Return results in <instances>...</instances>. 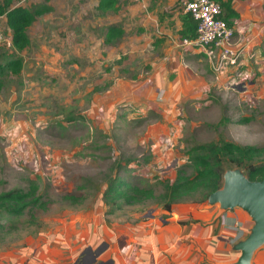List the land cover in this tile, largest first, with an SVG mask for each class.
<instances>
[{
  "label": "rangeland",
  "instance_id": "374dc122",
  "mask_svg": "<svg viewBox=\"0 0 264 264\" xmlns=\"http://www.w3.org/2000/svg\"><path fill=\"white\" fill-rule=\"evenodd\" d=\"M98 2L13 0L14 7L47 4L53 11L29 28L28 49L0 51L6 54L0 58V196H29L34 190L41 198L40 206H29L21 214L15 213V204L0 203V252L6 255L31 249L42 237L64 235L70 241L84 236L99 219L125 227L158 218L168 212L166 187L177 182L181 171L192 177L206 166L200 161L202 145L216 143L221 150L225 142L264 149V87L252 86L247 78H219L207 100L196 101L197 106L184 102L171 123L157 110L131 106L113 111V129H96L92 103L112 84L103 78L128 59L123 50L128 40L106 45L107 28L123 23L114 13L99 12ZM119 3L123 9L133 4ZM0 28H7L5 16ZM19 56L23 69L15 75L5 66ZM103 120L107 123L108 118ZM222 151L226 170L240 168L230 161L234 155ZM255 161L264 162V155ZM112 181L151 190L153 196L131 205L120 201L119 210L112 208L110 215L106 208L95 211ZM208 192L200 190L171 207L195 202L206 207ZM102 248L84 251L82 264L96 259L105 264Z\"/></svg>",
  "mask_w": 264,
  "mask_h": 264
},
{
  "label": "crops",
  "instance_id": "0c3cea01",
  "mask_svg": "<svg viewBox=\"0 0 264 264\" xmlns=\"http://www.w3.org/2000/svg\"><path fill=\"white\" fill-rule=\"evenodd\" d=\"M127 1L133 4L123 9L119 3L120 11L114 14L123 23L125 34L119 40H128L123 48L128 59L103 78L112 84L92 103L96 129H113V111L131 106L157 110L171 123L184 104L207 100L219 78H247L252 86L264 87V0L234 4L239 16L233 20V44L245 52L237 65L226 66L217 78L208 56L211 48L184 45L180 15L187 0ZM96 202L95 211L106 208L102 200ZM91 224L86 235L70 241L64 235L47 236L31 249L9 255L0 252V264H82L84 251L95 253L104 246L101 262L105 264H231L239 257L232 247L248 234L251 220L238 209L223 212L218 206L195 202L175 204L158 218L153 215L125 227L100 219ZM96 260L93 264H100ZM253 264H264V248Z\"/></svg>",
  "mask_w": 264,
  "mask_h": 264
},
{
  "label": "trees",
  "instance_id": "16d2710c",
  "mask_svg": "<svg viewBox=\"0 0 264 264\" xmlns=\"http://www.w3.org/2000/svg\"><path fill=\"white\" fill-rule=\"evenodd\" d=\"M220 3L223 7V19L230 27H233V20L238 18V13L234 9L236 2L244 0H213ZM13 0H5L0 4V16L6 17V24L12 32L14 49L13 53H22L31 45V39L28 34L29 28L38 20V18L50 14L53 11L51 5H37L32 8L14 7ZM97 10L101 13L113 12L119 13V0H99ZM182 23V30L180 31L183 39L194 40L196 38L197 24L191 15L182 13L180 15ZM125 32L121 25H110L107 28L105 43L112 45L117 40L123 38ZM2 51V50H0ZM6 54L0 52V58L5 57ZM24 60L21 56L11 59L6 63V66L15 75H20L23 69ZM4 66H0L1 68ZM4 88V81L0 76V93ZM222 143L221 150L216 143L206 144L198 147L204 155L200 161L206 166L199 170L196 175L188 177L181 171L179 178L173 185L167 186L164 198L168 199L165 207L167 211H171V204L178 200L199 192L203 189H208L207 201L209 196L221 189L223 186V177L226 172L224 166V159L221 155L226 153L234 155L230 159L234 167H240L247 177L255 182L264 180V162L257 164L256 159L262 158L264 149L259 147L242 148L236 144ZM229 168H233L229 167ZM29 196H32L31 201H26ZM29 196H22L16 192H9L0 196V203L15 204L17 210L15 213L21 214L25 208L29 206H40L41 198L36 196V191L32 190ZM153 196L151 190L142 189L138 186H132L131 183H124L123 181L117 183L112 181L107 189L102 193V202L106 207V214H112V208L119 210L118 202L124 201L127 205L139 203L143 199H148ZM72 200L76 201V197L72 196ZM117 204V205H116ZM109 210V211H108ZM185 224V223H183Z\"/></svg>",
  "mask_w": 264,
  "mask_h": 264
},
{
  "label": "built area",
  "instance_id": "2783aa9c",
  "mask_svg": "<svg viewBox=\"0 0 264 264\" xmlns=\"http://www.w3.org/2000/svg\"><path fill=\"white\" fill-rule=\"evenodd\" d=\"M144 2L145 0H135ZM183 12L189 14L197 24L196 38L185 39L184 45L207 49L214 70L221 73L226 66L237 65L244 56V49L233 44L234 28L223 19L224 10L220 3L213 0H187ZM4 16H0V20ZM11 30L0 28V50H13ZM167 139V142H171Z\"/></svg>",
  "mask_w": 264,
  "mask_h": 264
},
{
  "label": "water",
  "instance_id": "95a60500",
  "mask_svg": "<svg viewBox=\"0 0 264 264\" xmlns=\"http://www.w3.org/2000/svg\"><path fill=\"white\" fill-rule=\"evenodd\" d=\"M208 204L223 212L238 209L249 216L251 227L232 247L239 257L231 264H253L256 253L264 248V180L253 182L241 168L228 169L223 186L209 196Z\"/></svg>",
  "mask_w": 264,
  "mask_h": 264
}]
</instances>
